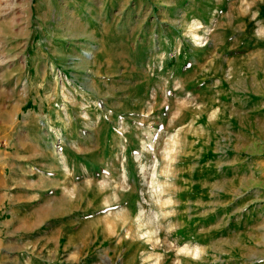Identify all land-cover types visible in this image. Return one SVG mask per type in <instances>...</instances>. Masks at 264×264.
<instances>
[{
	"label": "rangeland",
	"instance_id": "1",
	"mask_svg": "<svg viewBox=\"0 0 264 264\" xmlns=\"http://www.w3.org/2000/svg\"><path fill=\"white\" fill-rule=\"evenodd\" d=\"M0 264H264V0H0Z\"/></svg>",
	"mask_w": 264,
	"mask_h": 264
}]
</instances>
